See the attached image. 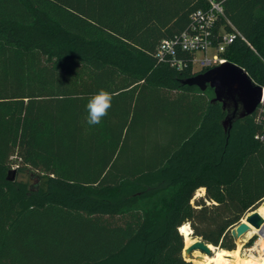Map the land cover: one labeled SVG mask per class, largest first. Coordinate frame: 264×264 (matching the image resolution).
<instances>
[{"label":"trees","instance_id":"trees-1","mask_svg":"<svg viewBox=\"0 0 264 264\" xmlns=\"http://www.w3.org/2000/svg\"><path fill=\"white\" fill-rule=\"evenodd\" d=\"M214 1L224 8L216 32L247 40L222 56L264 84V0ZM208 7L0 0V264H198L184 255L185 224L237 250L231 230L264 203L255 112L226 130L214 89L182 83L200 72L156 56ZM100 89L112 106L90 125L86 105ZM157 120L177 127L157 158H125L135 125ZM14 166L40 184L9 180Z\"/></svg>","mask_w":264,"mask_h":264},{"label":"built area","instance_id":"built-area-1","mask_svg":"<svg viewBox=\"0 0 264 264\" xmlns=\"http://www.w3.org/2000/svg\"><path fill=\"white\" fill-rule=\"evenodd\" d=\"M222 15H224L223 5L210 0V7L197 10L191 15L189 27L185 31L175 37L164 38L160 41L156 51L158 61L177 69H183L191 63L194 72H201L203 69L207 70L227 62L228 60L222 56L226 48L238 37L246 42L247 40L231 22L228 23L234 31L222 29L216 32L217 22ZM200 53L201 56H199ZM185 54L192 55L190 62L181 57ZM259 85L262 87V96L255 110L256 122L260 127L256 138L264 144V84ZM16 168L17 166L13 167V169ZM256 234H259V241L264 240L261 233ZM261 250L264 253L262 246Z\"/></svg>","mask_w":264,"mask_h":264},{"label":"water","instance_id":"water-1","mask_svg":"<svg viewBox=\"0 0 264 264\" xmlns=\"http://www.w3.org/2000/svg\"><path fill=\"white\" fill-rule=\"evenodd\" d=\"M182 83L184 85L197 86L201 90H206L209 86L214 89V101L221 102L223 109L227 112L224 120L226 130L231 128L235 120L253 114L262 96L261 85L256 83L244 68L230 61L197 73L184 79ZM15 177L16 169H11L8 179L14 180ZM263 225L264 217L257 209L249 213L245 220L236 225L231 230V234L237 242L252 227L261 230ZM196 251L207 255L213 254L210 244L203 239H196L189 246H185L184 254L186 257H190ZM199 258L197 257V259Z\"/></svg>","mask_w":264,"mask_h":264},{"label":"rangeland","instance_id":"rangeland-1","mask_svg":"<svg viewBox=\"0 0 264 264\" xmlns=\"http://www.w3.org/2000/svg\"><path fill=\"white\" fill-rule=\"evenodd\" d=\"M201 55L202 54L200 53L199 56ZM175 128L177 127H174L170 122L166 120H157L154 122L152 121L136 124L134 127V131L130 134L129 138H127V144L124 153L125 158L136 159L139 157L143 161H151L157 158V156L159 155V151L165 148L169 139L172 137ZM16 176L20 179L22 178L28 181L31 186L40 184L38 178L32 176V173L29 171H25L22 174H17ZM204 194L205 189H199L196 193L195 199L201 197ZM192 238L193 240L201 239L193 235ZM261 246L264 248V243L262 244L259 241V234L255 233L250 236L245 235L236 242L237 253L235 257L229 258H236L239 261V264H258L264 261V257H262L264 256V253L261 250ZM187 258L193 260L194 254Z\"/></svg>","mask_w":264,"mask_h":264},{"label":"bare ground","instance_id":"bare-ground-1","mask_svg":"<svg viewBox=\"0 0 264 264\" xmlns=\"http://www.w3.org/2000/svg\"><path fill=\"white\" fill-rule=\"evenodd\" d=\"M258 211L264 217V203L261 205L260 208H258ZM243 220H245V219H243ZM180 231L185 236L186 246H189L191 243H193V241H195V239L193 240V238H192V231L193 230L189 224L183 225L180 228ZM255 233H261L262 236H264V225H263L261 230L252 227L251 230L246 234V236H248V235L250 236V235L255 234ZM260 242L263 244L264 240L261 239ZM210 248L213 251L212 255L202 254L199 251H196L194 253L193 261H195L198 264H239V261L236 258H234V259L229 258V257H235V255L237 253L236 251H229L226 249H221V248L216 247L212 244H210ZM197 257H200V258L197 259ZM262 257H264V256H262ZM253 264H255V263H253ZM258 264H264V261L260 262Z\"/></svg>","mask_w":264,"mask_h":264},{"label":"clouds","instance_id":"clouds-1","mask_svg":"<svg viewBox=\"0 0 264 264\" xmlns=\"http://www.w3.org/2000/svg\"><path fill=\"white\" fill-rule=\"evenodd\" d=\"M113 94L105 89H100L92 94L86 105L87 122L90 125H99L102 119L107 116L108 110L112 106Z\"/></svg>","mask_w":264,"mask_h":264}]
</instances>
